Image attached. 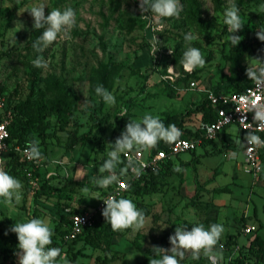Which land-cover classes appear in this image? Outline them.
I'll return each instance as SVG.
<instances>
[{"label": "rangeland", "instance_id": "374dc122", "mask_svg": "<svg viewBox=\"0 0 264 264\" xmlns=\"http://www.w3.org/2000/svg\"><path fill=\"white\" fill-rule=\"evenodd\" d=\"M200 2L198 18L191 14L190 1L181 0L180 17L164 18L163 31L154 32L155 22L140 16L138 0H0V90L6 97L38 96L44 86L42 78L54 74L71 94L79 96L81 107L65 128L50 127L46 135L32 132L45 152L37 167L41 174L35 173L34 166L13 173L5 168L22 182L23 188L19 204H6L0 198L1 264H17V257L5 258L9 229L34 215L50 220L54 232L51 246L62 250L63 259L58 258V264H149L154 257L152 246L171 248L169 236L177 226L191 230L193 225L205 226L209 217H215L217 224L224 227L219 243L229 234L237 235L240 253L244 252L241 245L249 243V235L242 231L244 225H256L264 237V165L256 178L244 169V153L238 147L243 132L236 124L227 127V139L217 138L213 143L199 145L195 151L176 155L171 168L181 171L174 170L163 176L156 188L146 187L132 196L137 208L145 213L143 229L112 231L109 226L97 240L64 242L57 228L58 211L64 205L91 208L100 199L103 189L94 178L101 177L98 170L107 159L109 143L115 142L129 119L140 122L145 114L161 117L166 112L182 113L185 128L199 127L202 115L196 107L203 92L190 88L189 82L195 80L198 86L209 89L228 71L226 55L233 45L227 39L224 11L231 3L239 7L244 24L237 32L242 39L238 46L249 44L255 32L263 27L264 11L260 5L264 0H222L220 9L213 0ZM40 4L46 6V15L53 8L71 7L76 13V24L68 38H58L38 55L48 61L47 69L33 66L32 60L37 56L26 46L33 30V19L26 10ZM188 32L198 37L191 46L200 49L206 59L205 66L192 73L185 72L180 63L187 47L184 35ZM14 36L17 43L10 45ZM154 36L160 41L155 56L150 43ZM253 58H264L263 42L254 43L243 55L242 63L254 65ZM102 63L119 65L113 86L107 89L115 97L114 105L106 104L91 88V79ZM169 66L179 74L175 77L178 89L173 95L169 94L171 89L166 80L170 79L166 76ZM182 75L186 78L180 79ZM33 79L38 80L34 88ZM122 109H127L126 117L119 116ZM50 118L55 120V116ZM75 135H83L85 140L69 158L67 149ZM194 154L200 156L199 162L186 163ZM30 171L35 176L29 175ZM49 172L56 173L51 176L50 193L35 198ZM91 174L94 177L88 178ZM223 188L229 191H221ZM232 250L225 246L221 264H228ZM246 258L244 264H264L252 254L248 253ZM180 264H209V261L203 255L193 260L186 254Z\"/></svg>", "mask_w": 264, "mask_h": 264}, {"label": "clouds", "instance_id": "9594fccd", "mask_svg": "<svg viewBox=\"0 0 264 264\" xmlns=\"http://www.w3.org/2000/svg\"><path fill=\"white\" fill-rule=\"evenodd\" d=\"M139 10L143 18L155 22L154 32L163 31L162 20L164 18H179L183 11L181 0H138ZM46 6L44 4L32 6L30 13L33 19V30H43L41 35L33 42L32 48L37 53H43L50 45L57 41L58 38H68L70 30L76 24V13L71 8H53L48 14H45ZM260 9L264 11V3L260 5ZM151 15H145V13ZM240 9L235 3H231L224 11V23L228 26L229 33L227 39L233 46H238L241 42V36L236 33L243 29L244 24L239 15ZM23 28L21 22H17ZM149 26H152L151 23ZM256 37L264 42V28L258 29ZM198 37L191 32L184 35L186 50L180 61L183 70L192 73L197 68H203L206 59L200 49L191 46V42ZM17 43L14 36L10 41V45ZM152 55L155 56L160 41L154 36L150 41ZM170 54L173 53L169 49ZM256 63L247 66L245 75L255 85V92H251L250 96H242L241 102L244 114L253 113V123H246L247 116H243L240 120L247 130L244 137L246 144L241 142V146H248L247 150L251 152L252 146H264V140L256 135V131H264V58H253ZM32 64L36 68L47 69L48 61L43 56H37L32 60ZM175 68L169 66L167 71L174 73ZM167 78V77H166ZM97 96L101 97L108 105L116 103L115 97L103 85L95 88ZM238 112L241 110L236 109ZM120 117L127 116V109H122ZM253 124L255 128H253ZM182 135L180 129L175 124L165 125L158 116L145 114L140 122L129 119L125 126V130L115 139L114 143H109L110 150L107 153V159L104 160L99 168L100 173H107L99 178H94V182L100 188H108L112 185L127 188L121 180V175L129 169L135 175H140L141 169L146 167L142 161H137L130 153L139 154L157 147L160 141L167 144L177 142ZM3 149V145H0ZM25 154L28 159L39 162L44 159L39 142L35 139L27 142ZM128 157L125 168L117 172L118 166L122 163L121 156ZM163 155V153H161ZM53 164L57 161H52ZM4 159L0 157V198L4 203L19 204L22 196V182L11 176L4 169ZM176 171H181L177 168ZM55 172H49L48 176L55 175ZM87 191V189H84ZM106 207L103 208L102 216L105 221L110 224L112 231H124L131 229L137 232L144 228L146 216L142 209H138L136 204L128 198L117 199L110 196L103 200ZM81 222V218L76 216ZM15 233L18 239L17 250L14 255L17 257V264H57V259L62 257V250L59 247H49L52 244L54 235L49 219L31 218L27 222H17L9 229ZM224 232L222 224L213 223L208 228L203 224L193 225L191 230H187L186 226H177L173 235L169 236L171 248H163L160 246H152L151 251L154 257L149 259V264H180L186 254H190L191 259L198 260L203 255L209 264H221L223 260V245L219 244L221 236ZM219 245V246H218Z\"/></svg>", "mask_w": 264, "mask_h": 264}, {"label": "trees", "instance_id": "16d2710c", "mask_svg": "<svg viewBox=\"0 0 264 264\" xmlns=\"http://www.w3.org/2000/svg\"><path fill=\"white\" fill-rule=\"evenodd\" d=\"M191 4V14L193 17L198 18L201 12V2L200 0H189ZM215 2V7L220 9L222 6V0H213ZM262 22L264 28V14L262 15ZM41 30H32L30 33V38L27 42V47L34 51L36 56L40 53H37L33 48V42L41 35ZM257 32V31H256ZM255 35L251 38L249 44H244L241 46H232L230 53L226 55L227 60L229 61V69L227 72L222 73L221 79L217 83V85L211 87L215 91H224V92H232V91H242L248 85L252 84L247 76L245 75V70L247 66L242 63V57L245 52L252 47L254 43H259L260 40L257 39ZM237 34V33H236ZM264 45V43H263ZM264 47V46H263ZM119 69V65L116 63H102L99 68L95 70V74L91 79V88L95 91V88L98 85H103L105 89H109L113 86L114 78ZM179 78H186L183 75L179 76ZM178 78V79H179ZM44 82V86L39 90L38 96L27 95L26 97H17L16 94L8 95V105L14 109V119L9 126L10 129V141L13 144H20L22 146H27V142L35 139L34 135H31L33 131H37L40 135H46L48 128L59 126L60 128H65L68 124L73 121V113L77 110H80L81 107L79 105L80 98L76 94H71L63 81H61L56 75L48 74L42 78ZM168 82V86L170 87V95L177 91V87L173 84L170 79H166ZM37 79H33L32 87L34 88ZM5 93L4 91H2ZM6 94V93H5ZM203 97L200 103L197 104L196 110L201 112V120L202 121H212L216 118L215 106L208 99L207 94L205 92L202 93ZM50 116H55V120H52ZM165 125L175 124V126L180 129L183 137H189L198 135L200 129L192 130L190 128L184 127V114L182 113H171L166 112L163 116L159 117ZM226 131V129L224 130ZM223 131V132H224ZM36 140V139H35ZM85 140L83 135H75L73 141L70 143L67 149V157H71L76 147ZM215 139H209L204 141L202 145H207L209 143H213ZM241 148V144L239 146ZM153 152H158L159 150H169L168 144L160 141L157 147L152 149ZM195 151V150H192ZM42 155L45 153L41 151ZM21 154L12 150L9 153L8 160L6 163V168L8 167L11 173L19 170L21 168H25L28 166H33L32 163L27 161H23L20 159ZM175 156L166 158L162 163L166 165V167H161L149 171L145 173L139 180L131 183L129 188L125 191V193L119 198H128L132 200V196L135 193H139L143 188H156L158 182L161 180L163 176H167L175 169L171 168V164L174 163ZM122 163L118 166L117 170L120 172L121 169L125 167V159L124 155L121 156ZM200 156L194 154L193 157L186 161V163H194L199 162ZM262 161L264 165V148L262 150ZM36 174H41V169L36 167ZM107 175V173H103L100 176ZM94 175H88V178H92ZM51 177L45 178L41 182V186L36 190L35 198L50 193L51 189ZM102 193L105 192V188H102ZM221 191H229V189H220ZM118 198V199H119ZM67 206L72 205H64L63 208L59 209L60 217H57V228L60 231V239L66 242L63 239L64 233L67 231V225L69 223V212L66 211ZM89 209L88 207L77 208L72 206V212H83ZM33 218H36L35 215ZM217 223V219L215 217H209L206 220L205 226L208 228L211 224ZM110 224H108L101 213L96 217L94 224L87 228L82 234H80L77 238L70 242H75L79 239L84 238L85 240H97V238L101 235L102 232H106L109 228ZM249 243L247 246L241 245L244 252L240 253L238 251L237 255L228 262V264H244L246 262V255L252 254L257 259L264 261V237L258 233L257 228L253 233H250L248 236ZM237 235L229 234L226 239H224L221 243H224L225 246L234 247V245L238 244ZM219 243V244H221ZM18 239L15 233L11 232L6 238V255L5 258H15V251L17 250ZM219 246V245H218ZM49 247H52L49 245ZM224 250V249H223ZM242 254V256L240 255ZM1 264V263H0Z\"/></svg>", "mask_w": 264, "mask_h": 264}, {"label": "built area", "instance_id": "2783aa9c", "mask_svg": "<svg viewBox=\"0 0 264 264\" xmlns=\"http://www.w3.org/2000/svg\"><path fill=\"white\" fill-rule=\"evenodd\" d=\"M264 43V42H263ZM264 46V45H263ZM176 75V76H175ZM179 74L175 71L174 73H167L166 76L170 78V81L176 86V79ZM190 88H195L200 92H205L207 94L208 99L215 106L216 118L212 121H201L199 124L200 132L198 135L183 137L180 136L179 140L173 144H168L169 150H159L158 152H153L152 149L147 151H142L139 154L130 153V156H133L137 161H142L146 167L141 169L140 175H135L129 169L123 175H121V180L124 184L128 185L127 188L120 187L117 185L109 186L105 188V192L102 193L98 202L93 205L91 208L83 211V212H72V207H66V211L69 212V223L67 225V231L63 235V239L67 242L74 240L80 234H82L87 228L91 227L96 217L103 211V208L106 207L103 200L107 199L110 196H114L117 199L121 197L125 191L129 188L132 182L139 180L145 173L156 170L160 168L161 163L168 157L176 156L184 151H192L195 150L199 145H202L204 141L209 139H216L227 127L232 124H236L241 131L243 132V137L241 142L246 144L244 141V137L247 134V130L244 129V125L241 123V119L243 116H247L246 123H253V113L249 112L244 114V109L241 102L242 96H250L252 92H255V85H248L242 91H232V92H224L222 90L215 91L212 88L206 89L200 87L196 84L195 80H191L189 82ZM239 108L241 111L238 112L236 109ZM14 119V109L8 105V99L6 95L0 90V145H3V149H0V157L4 159V169L6 168V163L8 160L9 153L12 150L18 151L21 156L20 159L23 161H27L32 163L34 169L39 166L38 162L30 160L27 158L25 154V149L27 146H22L20 144H13L10 141V129L9 126ZM253 128L255 125L253 124ZM256 135L260 136L262 140H264V131H256ZM248 146H241V149L244 153V169L251 173L253 177H258L261 170L263 169V161H262V150L264 146L261 147H253V150L249 152L247 150ZM163 153V155H161ZM125 159V167L127 165L128 157L124 156ZM124 167V168H125ZM119 173V171L117 170ZM29 175H34L33 171L29 172ZM76 216L81 218V222L77 220ZM256 225L247 224L242 227V231L244 234L249 235L256 230ZM223 245V249H225V244ZM240 248L239 244L234 245L233 250L229 254V261L235 257V252ZM58 264V262H57Z\"/></svg>", "mask_w": 264, "mask_h": 264}, {"label": "crops", "instance_id": "0c3cea01", "mask_svg": "<svg viewBox=\"0 0 264 264\" xmlns=\"http://www.w3.org/2000/svg\"><path fill=\"white\" fill-rule=\"evenodd\" d=\"M223 137H225L226 138V131H224V132H222L217 138H221V139H223ZM216 138V139H217ZM215 139V140H216ZM227 139V138H226ZM215 140H214V142H215ZM239 144V143H238Z\"/></svg>", "mask_w": 264, "mask_h": 264}]
</instances>
